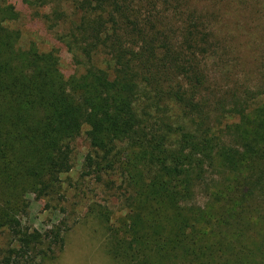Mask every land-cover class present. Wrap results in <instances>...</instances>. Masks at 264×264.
I'll list each match as a JSON object with an SVG mask.
<instances>
[{
  "label": "trees",
  "instance_id": "16d2710c",
  "mask_svg": "<svg viewBox=\"0 0 264 264\" xmlns=\"http://www.w3.org/2000/svg\"><path fill=\"white\" fill-rule=\"evenodd\" d=\"M22 1L72 8L62 40L82 71L65 77L55 49L19 45L0 0V264L62 251L63 229L22 220L29 194L59 195L84 129L86 174L119 181L123 213L91 210L115 264H264V91L204 96L202 58L231 48L216 14L192 0Z\"/></svg>",
  "mask_w": 264,
  "mask_h": 264
},
{
  "label": "rangeland",
  "instance_id": "374dc122",
  "mask_svg": "<svg viewBox=\"0 0 264 264\" xmlns=\"http://www.w3.org/2000/svg\"><path fill=\"white\" fill-rule=\"evenodd\" d=\"M7 2L18 12V17L6 26L20 31L19 45L25 48L34 42L40 50L55 49L65 77L82 71L62 40H66L68 23L74 21L69 5L55 6L52 2L38 8L22 0ZM192 3L199 10L216 14L213 25L219 30L220 37L227 40L225 45L231 47L223 55L202 58L210 80L207 86L213 90V95L209 91L204 93L206 99L212 100L225 93L239 94L246 89L261 90L260 87L264 91V0H237L234 4L226 1L217 5L207 0H192ZM55 8H58L57 12L65 13L63 22L53 14ZM85 130L71 143L72 166L60 177L59 195L51 199L33 194L27 196L29 207L23 224L40 232L52 227L65 231L62 251L44 264H115L105 252V229L91 210L102 207L115 217L123 213L118 199L119 181L110 175H103L98 181L86 174L83 160L89 144ZM204 200L198 192L195 203L202 205ZM6 245V237L1 236L0 249Z\"/></svg>",
  "mask_w": 264,
  "mask_h": 264
}]
</instances>
